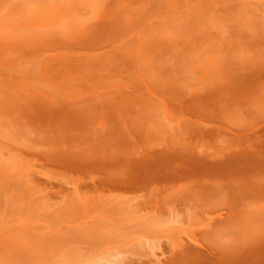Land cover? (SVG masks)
<instances>
[{
	"label": "rangeland",
	"instance_id": "1",
	"mask_svg": "<svg viewBox=\"0 0 264 264\" xmlns=\"http://www.w3.org/2000/svg\"><path fill=\"white\" fill-rule=\"evenodd\" d=\"M213 252L264 264V0H0V264Z\"/></svg>",
	"mask_w": 264,
	"mask_h": 264
},
{
	"label": "bare ground",
	"instance_id": "2",
	"mask_svg": "<svg viewBox=\"0 0 264 264\" xmlns=\"http://www.w3.org/2000/svg\"><path fill=\"white\" fill-rule=\"evenodd\" d=\"M10 92V91H9ZM7 107L9 108V110L10 111H13V112H15V114H17V119L18 118H20V116H21V113H22V101H21V98L20 97H17V96H15V101H14V99L12 98V99H7ZM24 110V109H23ZM11 122V121H10ZM12 123V122H11ZM12 125V124H11ZM16 126V125H15ZM20 127V126H19ZM18 129V128H17ZM20 129V128H19ZM19 131V130H18ZM16 133V132H15ZM20 136V135H19ZM13 137V136H12ZM10 143V142H9ZM162 182V181H161ZM138 183V182H137ZM156 186V185H155ZM166 187V186H165ZM167 188V187H166ZM193 188V187H192ZM197 188H198V186H197ZM213 188H214V186H213ZM173 189V191L172 190H168V191H166L165 190V192L163 193V192H159L158 190V192L159 193H161V196H162V194H165L166 193V196H164V198H163V201H157L158 200V197H157V199H156V196L157 195H155L154 193V199H153V197H151L150 199L148 198V201L146 200V201H144L143 202V206L142 205H140L141 207H139L138 209H136V210H138L139 212H137L136 211V213L135 214H141L142 212H146L147 214L144 216V219H148L151 215H153V214H155V213H158L157 215H159L160 214V212H162V211H164V209L168 206H172L171 208H173V209H175V208H177V207H179V206H181L180 204H182V203H187V202H190V201H194L193 199L194 198H196V196H198L201 192H200V189L198 188V193L197 192H194V190H190V189H188L187 188V192L184 194V195H182V193L185 191L184 190V188H172ZM216 190H217V187L214 189V191H213V189H207V190H205V191H202L203 193H207V195L206 196H208L209 195V197H211V198H217V195L218 194H220V193H218V192H220L219 190H217V192H216ZM211 191V192H210ZM171 192V194H169L168 195V193H170ZM208 192H210V193H208ZM179 195H180V197H179ZM144 196V195H143ZM145 196H146V194H145ZM151 196V195H150ZM149 196V197H150ZM222 195H220V197H221ZM225 196H227V194L226 195H224V196H222L221 198H223V200H224V198H225ZM160 197V196H159ZM219 197V196H218ZM146 198V197H145ZM162 199V198H161ZM208 199V198H207ZM207 199H205V200H207ZM209 200V199H208ZM227 200V199H226ZM219 201V200H218ZM221 204H223V203H221ZM226 204V206H227V204L228 203H225ZM137 206V205H136ZM210 205H207V207H209ZM134 207V206H133ZM167 207V208H168ZM214 207V206H213ZM128 208V207H127ZM216 208H218V206L216 207ZM215 208V209H216ZM226 208V207H225ZM224 208V209H225ZM115 209H117V208H115ZM209 209V208H208ZM135 210V208L134 209H132V212L129 210L128 211V215H131V214H133L134 211ZM118 211V210H117ZM120 211V210H119ZM127 211V210H126ZM211 211V210H210ZM115 212V210L113 211V213ZM214 212V211H213ZM123 213V212H122ZM121 213V214H122ZM120 214V215H121ZM124 214V213H123ZM126 214H127V212H126ZM126 214H124V216L126 215ZM139 214V215H140ZM114 215H115V213H114ZM117 215H119V212L117 213ZM156 215V216H157ZM154 216L155 215H153L152 217L154 218ZM156 216H155V220H156ZM160 216V215H159ZM159 216H157V218L159 217ZM163 216V215H162ZM128 217V216H127ZM126 217V218H127ZM129 217H131V216H129ZM152 218V220L153 221H155L154 219ZM160 219H163V217L161 218V216L159 217ZM158 218V219H159ZM159 219V220H160ZM146 223H147V221H145ZM143 223V222H142ZM155 223V222H154ZM145 224V223H144ZM144 224H141V223H139L138 224V226L139 225H144ZM148 224V223H147ZM147 224H145V225H147ZM131 225V224H130ZM145 225L143 226V228L145 227ZM126 226V225H125ZM133 226V228H134V225H132ZM136 228H138L137 227V225L135 226ZM140 227V226H139ZM148 227V226H147ZM126 228V227H125ZM127 228H128V226H127ZM131 228V227H130ZM144 231V230H143ZM111 242V241H110ZM129 242H131V241H129ZM122 245V244H121ZM124 245V244H123ZM123 245L122 246H120V247H123ZM134 246V245H133ZM114 247V246H113ZM144 247V246H143ZM142 247V248H143ZM119 248V247H118ZM130 248V247H129ZM132 249V247L129 249V250H131ZM117 250V249H116ZM113 252H114V250H112ZM112 251H110V252H112ZM119 251L120 250H118V252H117V254H113L114 256H112V257H118V255H120V253H119ZM123 251V253H124V249L122 250ZM110 252H109V254H110ZM126 252V251H125ZM115 253V252H114ZM127 253V252H126ZM125 253V254H126ZM130 253V252H129ZM107 256H108V254H107ZM233 257V255H230V256H224V255H221V254H218L217 252H213V260L212 261H210L209 260V262H207L206 264H249V263H247L246 261L244 262V260L243 261H240V259H238L237 260V258H234L233 257V259H235V260H237V261H235V260H233V259H231L230 260V258H232ZM107 259V258H106ZM109 260V259H108ZM135 261V260H134ZM133 261V263L135 264V262ZM140 261V260H139ZM138 262V261H137ZM111 263V262H110ZM114 262L112 261V264H113ZM116 263H117V261H116ZM132 263V264H133ZM139 263V262H138ZM108 264V263H107ZM115 264V263H114ZM137 264V263H136ZM253 264V263H252Z\"/></svg>",
	"mask_w": 264,
	"mask_h": 264
}]
</instances>
